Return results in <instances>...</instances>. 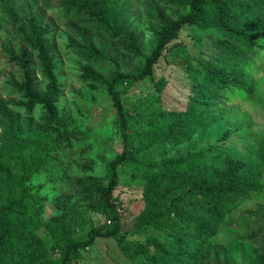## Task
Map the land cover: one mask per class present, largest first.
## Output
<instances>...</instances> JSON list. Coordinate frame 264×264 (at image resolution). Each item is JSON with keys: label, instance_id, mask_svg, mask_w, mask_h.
<instances>
[{"label": "trees", "instance_id": "trees-1", "mask_svg": "<svg viewBox=\"0 0 264 264\" xmlns=\"http://www.w3.org/2000/svg\"><path fill=\"white\" fill-rule=\"evenodd\" d=\"M56 1L70 24L68 49L86 63L81 81L112 103V131L122 151L105 161L101 176L89 173L87 164L85 175H67L82 165L70 158L74 143L86 144L90 134L57 111V56L49 42L54 35L41 11L51 2L38 7L32 0L22 8L0 0V27L14 31L0 51L20 70L21 80L10 77L9 85L21 94L24 110L20 118L0 100V264H76L80 252L97 239H113L130 264H229L227 249L216 237L242 224L238 211L245 210L255 223L240 235L243 242L264 233V134H252L250 124L228 127L223 113L224 98L237 95L247 101L258 92L249 73L264 61V0H146L152 26L146 50L133 29L132 0ZM185 26L210 35L217 55L204 63L184 53L194 106L173 117L160 99L166 80H156L154 68ZM117 55L131 57V68L128 63L121 69ZM34 63L46 82L44 90ZM105 65L109 74L99 69ZM143 81L151 83L149 95L156 101L126 108L123 94ZM36 106L43 110L40 124L32 119ZM211 128L222 130V136L201 147ZM236 132L248 135L245 152L226 144ZM184 144L186 152L170 155V149ZM120 170L141 181L143 207L133 233L144 236V242H128L121 233L113 196ZM46 177L73 184L78 197L71 201L63 193L52 199L42 191ZM252 199L255 207L245 208ZM48 201H54V211L46 217ZM80 203L104 222L84 221L87 209H79ZM251 264H264V250Z\"/></svg>", "mask_w": 264, "mask_h": 264}, {"label": "rangeland", "instance_id": "rangeland-1", "mask_svg": "<svg viewBox=\"0 0 264 264\" xmlns=\"http://www.w3.org/2000/svg\"><path fill=\"white\" fill-rule=\"evenodd\" d=\"M13 1L14 4L19 6L23 4L22 8L32 4V0ZM43 1L36 0L37 6H41ZM50 2L51 5L48 9L41 11L45 16V23L50 26L54 35L49 42L54 47L57 56L55 73L60 84L59 101L56 104L57 111L60 116L66 114L70 121L77 122L81 128L88 130L90 134L89 140L85 142L87 145L81 142L74 143L72 156L70 157L80 162L82 169L76 166L71 167L68 169L67 175L70 178L78 174L85 175L84 171L86 169L84 168L87 164L90 167L88 168L89 173L101 176L105 161L111 159L115 154H120L122 151L120 140L115 135V132L112 131V119L114 118L112 103L104 93L98 91L91 93L88 91L87 86L81 81V68L86 63L80 60L73 50L68 49L69 34H71L68 25L70 24L63 18L58 2L56 0H50ZM145 2L146 0H132L129 3L130 5H135L132 7V13L137 23L133 29L139 39V46L144 50L149 46L152 28L146 15ZM5 31H8L9 34L7 35ZM13 35L14 31L9 25L0 27V50L1 45ZM211 39L210 35L202 34L195 27H183L178 38L168 45L170 52L164 53V57L160 59L154 68L155 79L164 78L166 80V86L161 93L160 99L162 107L171 112L173 117L194 106L193 93L184 71V53L188 51L195 54L199 61L207 63L211 57L217 55V51L210 43ZM16 45L17 42H13V46ZM115 59L121 69H124V66L128 63L127 68H131V62L133 61L131 57L117 55ZM259 65V70L249 73V77L258 84L259 88L255 98L247 101L242 100L237 95L224 98V123L230 128L246 127L250 124L252 134H264V61ZM33 66H35L34 71L39 80V89L44 90L46 82L40 75L38 65L34 63ZM101 67L99 68L101 71L109 74L108 72H110L111 68L108 65ZM10 77L20 81V70L15 64L9 63L6 55L0 51V100L6 101L15 115L23 118L24 110L20 106L23 99L21 94L16 93L9 85ZM152 93L153 88L149 81L137 83L123 94V103L126 108L132 109L136 104L156 101L152 95H149ZM42 115V108L36 106L32 114L34 123L40 124ZM222 134V130L209 129L201 139V147L206 146L208 142L214 143ZM248 139L246 133L236 132L226 140V144L232 143L238 151L245 152L249 145ZM188 149V145H180L177 148L170 149V155L177 151L184 153ZM128 174V172L120 170V182L113 193L121 214V233L125 235L128 242H144V236L133 233L134 218L143 207L141 181ZM52 181L46 177L42 188V191L49 193L52 199L63 193L69 195L71 201L78 197L73 184H69L66 181ZM53 202L50 203L48 201L45 205L44 214L46 217H49L54 211ZM256 202L257 200L252 199L246 202L244 206L245 208L253 209ZM82 208L87 209L84 221L89 218L92 223L98 226L104 222V218L90 210L86 203H80L79 209ZM236 215H238L242 224H235L230 229L220 231L216 240L222 247H225L224 249H227L225 260L229 264H251L255 260L256 255L264 250V233L257 234L256 237L250 239L247 243L243 242L240 239V235L248 229H253L255 223L253 222V217L247 214L245 210L238 211ZM77 259L76 264H130L113 239H97L94 246L81 251Z\"/></svg>", "mask_w": 264, "mask_h": 264}]
</instances>
